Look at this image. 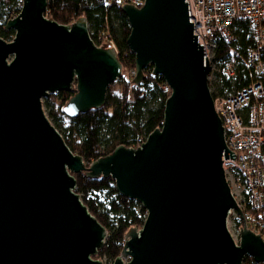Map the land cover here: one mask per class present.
Returning a JSON list of instances; mask_svg holds the SVG:
<instances>
[{
    "label": "water",
    "instance_id": "obj_1",
    "mask_svg": "<svg viewBox=\"0 0 264 264\" xmlns=\"http://www.w3.org/2000/svg\"><path fill=\"white\" fill-rule=\"evenodd\" d=\"M22 3L5 25L13 40L0 36V264H104L93 255L107 229L75 192L72 173L82 171L112 177L147 212L112 264H242L246 255L263 263L264 239L247 226L223 168L235 154L186 0L121 6L133 82L152 65L171 93L161 127L139 146L118 145L88 166L47 117L43 98L74 91L64 106L70 117L100 108L123 65L114 48L93 41L86 17L63 25L46 16L48 0ZM232 211L243 221L238 243L227 226Z\"/></svg>",
    "mask_w": 264,
    "mask_h": 264
},
{
    "label": "trees",
    "instance_id": "obj_2",
    "mask_svg": "<svg viewBox=\"0 0 264 264\" xmlns=\"http://www.w3.org/2000/svg\"><path fill=\"white\" fill-rule=\"evenodd\" d=\"M22 0H0V36L11 40L15 31L6 30L7 21L20 12ZM120 0H48L46 16L59 24L69 25L81 17H86L90 36L98 46H104L110 37L118 48V59L123 70L135 71V54L130 50L127 39L130 25L122 11ZM254 44V36L244 20L236 23V40L227 43L219 40L215 50V59L224 62L237 54V74L227 78L216 73L209 81L213 98L235 93L251 82L248 68V51ZM153 66L145 70V77L140 84L133 82V77L124 76L112 83L107 90L106 100L100 108L90 109L75 117L68 116L64 106L74 95V91H59L44 98V105L49 109L53 125L59 130L71 150L84 158L86 166L93 160L111 153L118 145L137 147L156 128L162 126L164 105L169 96L163 91L166 83L161 75L152 74ZM118 81V82H119ZM154 86V98L160 99L156 107L151 108L147 100V90ZM228 91V92H227ZM61 98L59 102L57 99ZM76 178L77 192L89 211L107 229L105 244L93 258H105L107 263L121 254L125 235L132 227H142L146 218V209L135 199L123 196L112 177L90 178L85 171L72 173ZM109 190L106 201L100 193ZM240 226L243 221L239 219ZM242 264L257 263L246 255Z\"/></svg>",
    "mask_w": 264,
    "mask_h": 264
},
{
    "label": "built area",
    "instance_id": "obj_3",
    "mask_svg": "<svg viewBox=\"0 0 264 264\" xmlns=\"http://www.w3.org/2000/svg\"><path fill=\"white\" fill-rule=\"evenodd\" d=\"M120 1L122 5L136 7L144 2ZM186 2L197 42L203 46L209 61L210 81L216 73L227 78H234L237 74V58L234 55L237 52L233 47L230 59L224 62L215 59L219 40L233 43L236 40V23L240 20L247 22L254 36V44L248 51L251 82L235 93L217 96L214 106L222 119L226 144L235 154V159L225 158L223 161L231 192L245 214L247 226L264 239V0ZM104 46L112 47L118 53L110 37L106 38ZM132 73L135 75V71ZM152 74L155 75L153 70ZM162 88L168 95L171 93L167 83Z\"/></svg>",
    "mask_w": 264,
    "mask_h": 264
},
{
    "label": "rangeland",
    "instance_id": "obj_4",
    "mask_svg": "<svg viewBox=\"0 0 264 264\" xmlns=\"http://www.w3.org/2000/svg\"><path fill=\"white\" fill-rule=\"evenodd\" d=\"M3 22V20H0V23H2ZM73 22H75V21H73ZM72 22V23H73ZM71 23V24H72ZM14 35H15V33L13 34V38H14ZM13 38L11 39V40H13ZM11 40H7V41H11ZM132 71L133 70H131V69H129V70H123V75L124 76H127L128 75V73L130 74V76H131V78L133 77L132 75H133V73H132ZM129 76V75H128ZM135 76V75H134ZM133 79H134V77H133ZM119 80H117V86H120V81L118 82ZM210 81V80H209ZM212 90V89H211ZM154 91H155V89H154V86H153V84H151L150 85V88L147 90V92H148V94H147V100H148V102H149V106L151 107V108H153V107H156L157 106V104H158V102L160 101V99H156V98H154ZM228 92V91H227ZM61 100V98H59L58 97V99H57V102H59ZM43 109H44V111H45V113H46V115H47V117L49 118V120L52 122V124H53V121L51 120V116H50V114H49V109L47 108V107H45V105H44V98H43ZM109 193V190H104V191H102L101 193H100V198H101V200H104V201H106L107 200V198H108V194ZM239 216L237 215V213L235 212V211H232L230 214H229V217H228V219H227V226H228V229H229V231H230V233L232 234V236H233V238L235 239V241L238 243L239 242V240H240V237H239V232H240V228L243 226V224L240 226V223H239ZM138 228V227H137ZM141 227H139L138 229H140ZM94 259H98V260H101L104 264H112L113 262H111V263H107V260L105 259V258H102V259H100V258H94ZM128 261H129V258L128 259H126V260H124V262L126 263V264H128Z\"/></svg>",
    "mask_w": 264,
    "mask_h": 264
}]
</instances>
